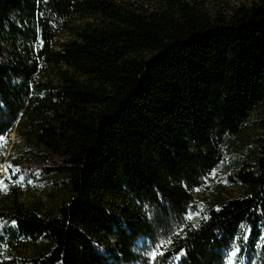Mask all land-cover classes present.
Returning <instances> with one entry per match:
<instances>
[{"label": "trees", "instance_id": "trees-1", "mask_svg": "<svg viewBox=\"0 0 264 264\" xmlns=\"http://www.w3.org/2000/svg\"><path fill=\"white\" fill-rule=\"evenodd\" d=\"M0 135V264H264V0H0Z\"/></svg>", "mask_w": 264, "mask_h": 264}, {"label": "snow or ice", "instance_id": "snow-or-ice-1", "mask_svg": "<svg viewBox=\"0 0 264 264\" xmlns=\"http://www.w3.org/2000/svg\"><path fill=\"white\" fill-rule=\"evenodd\" d=\"M6 138L5 135H0V143L5 142ZM12 165H6V166H0V168H3V171L5 173H8V169L11 168ZM11 175H6L3 179H0V190L7 191V185L5 184V179L11 180ZM23 180V177L19 178V180L13 181L14 183H20ZM198 190V189H197ZM193 215H189L187 218L192 219ZM193 227H196L195 224H193ZM246 238V237H245ZM172 243L171 239H168L166 241H162L160 243H152L148 244L144 247L143 255L146 257V264H158V260H160V264H162V259L165 257V252L167 250V246ZM233 248L231 252L228 254L227 264H232V258L236 256V253L239 251L238 246H235V240L233 239ZM184 254V250L181 249L179 253L176 255L175 259H179L180 256Z\"/></svg>", "mask_w": 264, "mask_h": 264}, {"label": "rangeland", "instance_id": "rangeland-1", "mask_svg": "<svg viewBox=\"0 0 264 264\" xmlns=\"http://www.w3.org/2000/svg\"><path fill=\"white\" fill-rule=\"evenodd\" d=\"M192 1L200 2L203 5V7L209 12H214L218 10L226 12L231 9H236L240 6H248L254 0H192ZM250 135H253V134L250 132L249 136ZM12 137H13V134H12ZM239 140L240 141L238 142V145H242L247 141V139H244V138L242 139L240 138ZM25 198H27L26 201L28 205L29 204L38 205L41 208L44 206H47V203L45 201L39 202L38 200H34L32 197H27V196ZM195 198L197 199L199 197L195 196Z\"/></svg>", "mask_w": 264, "mask_h": 264}]
</instances>
